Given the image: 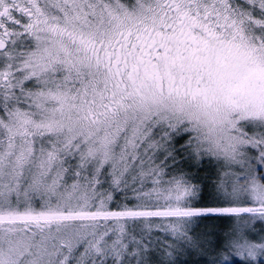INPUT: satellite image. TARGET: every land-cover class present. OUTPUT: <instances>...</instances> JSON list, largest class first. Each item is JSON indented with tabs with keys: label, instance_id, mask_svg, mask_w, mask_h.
<instances>
[{
	"label": "snow or ice",
	"instance_id": "obj_1",
	"mask_svg": "<svg viewBox=\"0 0 264 264\" xmlns=\"http://www.w3.org/2000/svg\"><path fill=\"white\" fill-rule=\"evenodd\" d=\"M0 264H264V0H0Z\"/></svg>",
	"mask_w": 264,
	"mask_h": 264
}]
</instances>
